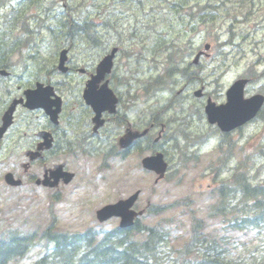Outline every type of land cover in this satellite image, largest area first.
I'll use <instances>...</instances> for the list:
<instances>
[{"label":"rangeland","instance_id":"rangeland-1","mask_svg":"<svg viewBox=\"0 0 264 264\" xmlns=\"http://www.w3.org/2000/svg\"><path fill=\"white\" fill-rule=\"evenodd\" d=\"M177 1L186 2L182 6L185 10L197 2L206 6L215 0H0V34L5 33L0 40L20 44L15 50L19 56H10L8 67L14 76L11 80L29 77L27 81L17 80L22 81L21 84L12 82L10 89L16 90V85L30 87L34 80L51 76V80H65L58 84L65 91H71V95L79 94L86 79L83 75L52 76L50 69L57 63L59 48L57 44L52 49L47 42L53 37L55 40V36H58L57 43L71 44L66 46L71 49L69 66L84 68L86 72L93 71L106 52L118 46L119 52L109 76L111 88L121 98L118 111L126 114L135 125L141 122V129L149 126L147 121L154 124L149 134L151 140L163 132L158 144L169 169L165 179L157 183L155 175L142 171L140 160L149 155L145 148L147 143L139 152H131L124 158L106 156L108 146H115L118 135L124 130V126L113 127V137H104L108 143L103 142V146L95 148L92 155H79V159L70 162L71 170L77 172V180L74 187L64 190L63 200L55 206L58 229L82 231L91 227L97 209L139 190L138 210L182 199L188 202L158 215L145 213L141 218L142 225L163 227L169 233L167 246L158 250L163 256L165 250L172 247L169 255L163 257L169 264H173L177 249L189 236L188 210L208 221L209 229L216 227L219 236H223L222 257L236 259L237 255H244L245 246L262 244L264 232L254 231L242 236L237 232L226 233L220 228L222 219H209V210L217 198L215 193L219 183L226 182L230 187V178L238 172H235L237 165L243 166L253 184L264 181V121L254 120L232 133L230 144L221 147V136L206 121L205 98H195L193 94L201 90L203 97L209 96L219 103L231 83L244 75L251 79L246 91L248 95L255 91L264 94V0H225L211 20L209 17L201 20L197 15L181 21L171 13L174 8L170 4ZM182 8L178 9L179 12ZM215 8L194 12L210 13ZM53 14L58 17L55 22L51 20ZM36 15L41 20L38 21ZM171 15L173 20L169 21ZM243 15L245 20L241 22ZM6 18L8 21L4 22ZM107 20L116 31L101 26ZM59 23L66 24L62 32L53 34L43 29L44 26L56 28ZM84 23L91 24L94 31L88 34L96 33L99 40L95 49L92 41L84 39L87 32H78ZM72 27L77 32L67 33ZM24 30L29 32L24 33ZM23 39L35 41L38 45L35 48L33 44L24 45ZM163 41L164 50H155ZM85 44L92 48L90 52L82 51L87 48ZM204 44H210L211 56L200 60V68L195 67L192 59ZM169 52L172 60L167 58ZM184 66L199 70L201 83L192 85L193 77L186 82L180 73L171 72L160 86L150 85L167 69ZM27 190L24 187L12 192L9 200L15 203L18 199L17 208L6 200L10 191L0 195V238L34 223L38 228L47 224L50 216L47 200L36 192L29 200ZM231 199V195L227 196L226 202ZM117 226L118 221L113 219L100 229L107 231ZM41 240L37 245L35 242L26 257L44 255L43 242L46 239ZM30 259L19 264H32L33 258Z\"/></svg>","mask_w":264,"mask_h":264},{"label":"trees","instance_id":"trees-1","mask_svg":"<svg viewBox=\"0 0 264 264\" xmlns=\"http://www.w3.org/2000/svg\"><path fill=\"white\" fill-rule=\"evenodd\" d=\"M181 5L173 4L176 7L182 8ZM183 9V8H182ZM191 16V13H189ZM187 17L186 12H179L176 14L178 21L183 20ZM169 21H172L169 20ZM76 25L73 23V27ZM104 29H113V24L110 20L104 21L101 25ZM66 28V24L61 25V29ZM71 28L67 33L76 31ZM64 28V29H65ZM81 32H93V28L90 23H84L83 27L78 29ZM56 31V30H55ZM9 48V43L7 41L0 40V51L2 62L1 65L6 64V59L8 55L11 54ZM169 60H172V55H168ZM170 71L179 72L181 76L186 77V72L184 69H178L176 67L170 68ZM169 72V69L166 71ZM155 78L151 81L150 85L160 82L164 77ZM231 184V191L227 185L219 187L217 189L218 201L215 205V212H219L220 207H223L226 202V190L234 195L235 190H239L243 198V203L250 204L252 210L250 214L243 211L240 215L241 218L238 220L239 214L234 218V214H231V220L229 222V227L232 230L245 231L249 228H257L264 226V184H257L252 186L249 179L242 172H237L234 174ZM226 188V189H225ZM167 207H155L149 212H160ZM234 207V206H233ZM190 224V236L188 242L185 243L177 252L176 259L177 264H238L235 261L228 259L223 260L216 245V238H212L208 234H204L206 226L204 223L198 219L195 214L189 215ZM133 231H139V224L136 223ZM121 231H115L112 234H108L104 238L105 243L100 242L95 245L94 241L91 240V232H85L84 234H72L68 235L66 233H60L53 235V241H55V247L51 254L46 257L41 258L35 264H162L161 258L156 252V247L160 246L166 240L163 232L157 230L154 227H141V234L143 235L140 241L128 240L125 237H119ZM115 240L109 241L108 237L114 236ZM218 243V241H217ZM12 243H2L0 244V264H5L10 258H13L15 254V248L18 245H11ZM256 256L251 257V261H258ZM253 264H256L253 262Z\"/></svg>","mask_w":264,"mask_h":264},{"label":"flooded vegetation","instance_id":"flooded-vegetation-1","mask_svg":"<svg viewBox=\"0 0 264 264\" xmlns=\"http://www.w3.org/2000/svg\"><path fill=\"white\" fill-rule=\"evenodd\" d=\"M62 90L60 87L54 90L56 96L61 98V105L54 97H51L49 108L46 106L45 109L29 110L23 104L16 106L11 125L0 137V184H3L4 174L11 172L21 181V188L47 191L52 184L51 172L55 165L60 163L57 162V157L65 154L70 144L93 151L98 145L103 146V142L108 143L104 137H113V127L124 126L118 139L127 130H141V122L135 125L126 118L119 120V112H117L116 115L104 114V129L94 133L91 109L84 105L80 95L65 96ZM19 97L21 96L16 98ZM10 103L6 105L0 103V127L2 115ZM57 108L58 116L56 120H52L49 111L52 114ZM145 128L150 134L154 124L149 123V126ZM98 138H100L99 144ZM154 139L151 140L148 136L150 142L148 148L156 143ZM138 145L141 144L133 143L132 148L124 152V155H128L133 147ZM108 148L112 150L114 146L110 145ZM62 163L66 165V162L62 161ZM61 186L59 182L57 189ZM4 187L11 191L18 189L8 188L6 185Z\"/></svg>","mask_w":264,"mask_h":264},{"label":"water","instance_id":"water-1","mask_svg":"<svg viewBox=\"0 0 264 264\" xmlns=\"http://www.w3.org/2000/svg\"><path fill=\"white\" fill-rule=\"evenodd\" d=\"M207 48L208 47L206 46V49ZM115 53L116 49H113L109 55L105 56L99 62L96 74L92 76L91 80L87 84L86 90L84 91V99L86 103L91 105L93 110L95 111V120L97 121L104 110L113 112L117 101L112 91L108 88V81L104 82V84L99 87L100 82L103 81L106 74H109L111 71ZM197 58L198 57H196V60ZM65 61L66 51H62L59 56L58 70L63 73L67 71V68L64 67ZM243 86L244 82L239 81L236 82L228 90L227 103L225 105L215 106L214 104L209 103L206 106L205 112L207 114L209 123L217 124L222 131L227 132L243 125L255 115L263 102V98L253 97L248 100H243ZM39 89L36 91L25 92V95L27 97V104H29L30 107H44L43 95L39 92ZM195 95L198 97L200 95V92H197ZM33 101H37L35 105L31 103ZM99 124H101V122L98 121V125ZM138 136L139 134L128 135L125 140L126 142L122 141L123 146L128 145L133 139ZM142 166L145 169L158 174L159 178H162L166 171V164L163 162V157L161 154L143 159ZM71 176V174H67L66 182L71 179ZM138 194L139 193L136 192L126 200H121L114 205L104 207L97 212L98 218L102 221L113 216L120 217V227H131L136 216L135 212L131 210V207L136 201Z\"/></svg>","mask_w":264,"mask_h":264}]
</instances>
